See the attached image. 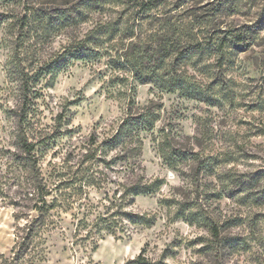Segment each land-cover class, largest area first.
Returning a JSON list of instances; mask_svg holds the SVG:
<instances>
[{
	"label": "clouds",
	"instance_id": "1",
	"mask_svg": "<svg viewBox=\"0 0 264 264\" xmlns=\"http://www.w3.org/2000/svg\"><path fill=\"white\" fill-rule=\"evenodd\" d=\"M0 264H264V0H0Z\"/></svg>",
	"mask_w": 264,
	"mask_h": 264
}]
</instances>
